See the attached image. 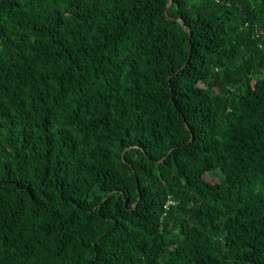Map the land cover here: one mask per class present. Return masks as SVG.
Returning a JSON list of instances; mask_svg holds the SVG:
<instances>
[{
    "label": "trees",
    "instance_id": "trees-1",
    "mask_svg": "<svg viewBox=\"0 0 264 264\" xmlns=\"http://www.w3.org/2000/svg\"><path fill=\"white\" fill-rule=\"evenodd\" d=\"M0 264H264V0H0Z\"/></svg>",
    "mask_w": 264,
    "mask_h": 264
},
{
    "label": "water",
    "instance_id": "water-1",
    "mask_svg": "<svg viewBox=\"0 0 264 264\" xmlns=\"http://www.w3.org/2000/svg\"><path fill=\"white\" fill-rule=\"evenodd\" d=\"M180 23L182 24V26H183V27H185V25H184L183 21H180ZM190 36H191V35H190Z\"/></svg>",
    "mask_w": 264,
    "mask_h": 264
},
{
    "label": "rangeland",
    "instance_id": "rangeland-1",
    "mask_svg": "<svg viewBox=\"0 0 264 264\" xmlns=\"http://www.w3.org/2000/svg\"><path fill=\"white\" fill-rule=\"evenodd\" d=\"M181 21V20H180Z\"/></svg>",
    "mask_w": 264,
    "mask_h": 264
}]
</instances>
